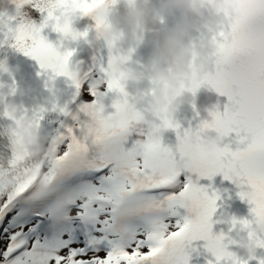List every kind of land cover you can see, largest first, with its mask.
Segmentation results:
<instances>
[{"label":"snow or ice","instance_id":"snow-or-ice-1","mask_svg":"<svg viewBox=\"0 0 264 264\" xmlns=\"http://www.w3.org/2000/svg\"><path fill=\"white\" fill-rule=\"evenodd\" d=\"M116 2L11 0L15 15L0 13V46L11 41L49 82L65 77L75 89L72 102L80 101L75 124L52 138L39 157L30 154L19 128L7 131L10 156L0 163V264H189L192 242L201 240L214 257L207 264H264L256 251L241 257L231 250L233 238L213 233V224L221 222L213 220L220 196L199 183L220 174L235 184L252 218H231L239 232H247L244 240L264 248V0H227L233 6L228 28L200 41H213L218 59L214 75L197 87L226 97L223 111L218 106L209 112L211 120L186 129L162 115L154 130L142 126L143 110L131 105L121 85L127 55L109 44L107 64L98 69L102 75L93 77L91 70L71 66L74 50L60 51L63 40L88 36L73 29L77 16L91 17L97 31L110 29L108 13ZM25 6L46 13L39 25L24 19ZM49 25L63 38L58 44L41 35ZM104 86L119 95L113 112H106ZM88 110L100 115L92 130ZM59 111L70 114L67 105ZM22 113L39 128V113ZM3 115L10 119L6 110ZM210 126L228 137L235 132L236 149L224 143L206 150ZM168 129L176 131L175 149L162 142ZM133 131L142 138L126 148Z\"/></svg>","mask_w":264,"mask_h":264},{"label":"clouds","instance_id":"clouds-1","mask_svg":"<svg viewBox=\"0 0 264 264\" xmlns=\"http://www.w3.org/2000/svg\"><path fill=\"white\" fill-rule=\"evenodd\" d=\"M123 7V12L117 11ZM227 0H117L108 13L110 29L95 30L96 39H102L106 46L112 45L119 55L123 52L129 58L123 63L120 82L127 91L135 90L130 101L133 107L143 104L144 120L142 126L155 129L162 115L174 119L181 105L192 103L202 84L214 75L217 63L215 43L209 40L201 43L194 40V34L205 32L209 35L225 31L230 23L231 8ZM169 22H171L169 24ZM169 24L162 39L153 42L150 37L157 24ZM151 45V55L146 64L133 59L137 49ZM126 49V50H125ZM18 68L9 67L7 61H0V75H12ZM148 80L145 90L142 85ZM15 83V81H14ZM128 92V91H127ZM213 105L209 110L217 109ZM8 116L21 131L24 141L30 145V154L36 158L41 155L47 143L40 128H35L25 120L24 114L13 104H6ZM91 113L89 130L99 122V111ZM227 134L210 126L203 137L206 150L214 151L224 144ZM193 141L200 137H192ZM222 223L230 225L229 232L237 230L235 219L225 218ZM241 257H251L255 249L243 238L230 241Z\"/></svg>","mask_w":264,"mask_h":264},{"label":"rangeland","instance_id":"rangeland-1","mask_svg":"<svg viewBox=\"0 0 264 264\" xmlns=\"http://www.w3.org/2000/svg\"><path fill=\"white\" fill-rule=\"evenodd\" d=\"M83 99H84V100H87V97L84 96Z\"/></svg>","mask_w":264,"mask_h":264},{"label":"bare ground","instance_id":"bare-ground-1","mask_svg":"<svg viewBox=\"0 0 264 264\" xmlns=\"http://www.w3.org/2000/svg\"><path fill=\"white\" fill-rule=\"evenodd\" d=\"M104 88H105V86H104ZM103 89V88H102ZM85 97H87V99H88V96H85Z\"/></svg>","mask_w":264,"mask_h":264}]
</instances>
